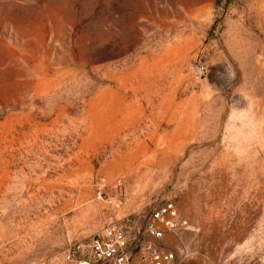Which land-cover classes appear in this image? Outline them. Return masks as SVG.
Masks as SVG:
<instances>
[{
	"label": "rangeland",
	"instance_id": "374dc122",
	"mask_svg": "<svg viewBox=\"0 0 264 264\" xmlns=\"http://www.w3.org/2000/svg\"><path fill=\"white\" fill-rule=\"evenodd\" d=\"M264 264V0H0V264Z\"/></svg>",
	"mask_w": 264,
	"mask_h": 264
},
{
	"label": "built area",
	"instance_id": "2783aa9c",
	"mask_svg": "<svg viewBox=\"0 0 264 264\" xmlns=\"http://www.w3.org/2000/svg\"><path fill=\"white\" fill-rule=\"evenodd\" d=\"M184 223L179 220L173 203L166 202L155 208L145 224L147 239L139 247V263L178 264L173 250L164 249L152 243L149 238H159L164 231H174ZM128 247L124 229L110 224L92 236L87 257L78 259L75 264H132Z\"/></svg>",
	"mask_w": 264,
	"mask_h": 264
}]
</instances>
